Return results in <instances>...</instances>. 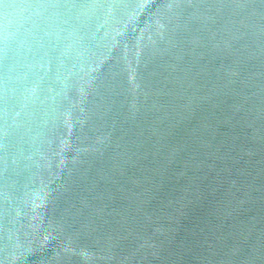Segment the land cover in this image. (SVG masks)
<instances>
[{"label":"water","instance_id":"water-1","mask_svg":"<svg viewBox=\"0 0 264 264\" xmlns=\"http://www.w3.org/2000/svg\"><path fill=\"white\" fill-rule=\"evenodd\" d=\"M0 264H264V0H0Z\"/></svg>","mask_w":264,"mask_h":264}]
</instances>
